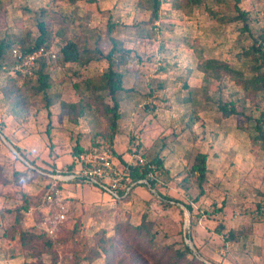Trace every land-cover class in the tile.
<instances>
[{
	"label": "rangeland",
	"instance_id": "1",
	"mask_svg": "<svg viewBox=\"0 0 264 264\" xmlns=\"http://www.w3.org/2000/svg\"><path fill=\"white\" fill-rule=\"evenodd\" d=\"M160 1L149 22L153 0H0V43L27 46L43 23L58 55L46 68L51 88L25 106L5 96L13 69H0V264H106L95 234L106 230L111 240L124 223L132 225L124 234L131 237L144 215L155 241L192 244L207 264H264V140L256 128L264 91L245 93L224 69L230 64L249 76L252 60L244 53L263 43L264 0ZM237 5L247 24L234 18ZM112 38L132 50L121 68L131 90L119 96L115 160L121 166L135 163V153L148 161L158 156L162 168L148 175L157 183L135 185L121 199L98 184L62 182L68 220L53 249L42 241L25 245L20 230L37 227L36 206L52 175L70 167L77 145L107 142L105 116L88 107L73 113L87 94L84 79L108 67ZM68 41L78 43L82 56L62 64ZM225 103L235 112L224 113ZM199 151L208 156L202 196L185 184Z\"/></svg>",
	"mask_w": 264,
	"mask_h": 264
},
{
	"label": "trees",
	"instance_id": "2",
	"mask_svg": "<svg viewBox=\"0 0 264 264\" xmlns=\"http://www.w3.org/2000/svg\"><path fill=\"white\" fill-rule=\"evenodd\" d=\"M182 5L193 4L199 5L203 0H179ZM241 0H237L239 3ZM236 2V3H237ZM161 1L153 0V11L149 22H154L158 17V12L160 8ZM238 14L235 19H242L246 24L248 20V14L243 11L237 5ZM40 33L35 37H28L29 42L27 46L23 43V46H19L22 49L32 50L33 48L39 47L41 45H47V31L43 23H39ZM115 24H111L113 28ZM144 28V27H143ZM149 33L148 29H145ZM148 36V35H147ZM260 39L263 43L257 45L256 42L251 45V48L245 50L244 55L252 60V64L249 66L248 72L249 76H245L243 71L234 69L230 64H226L224 69L228 70L233 76L237 84L244 90L245 93L251 95H257L259 92L264 91V31L259 33ZM257 40V39H256ZM112 48L106 54L108 60V67L102 74L94 75L84 79L85 91L81 98V101L76 103L75 114H82L87 107L91 110L96 111L97 114L106 117L105 125L107 131L103 132L104 138L107 142H96L89 148H81L78 145L74 150L75 159L82 153H85L92 149L94 146L108 145L110 146L112 152L118 155L114 149V140L118 134V120L121 118V98L120 94H124L130 91L131 88H126L124 85L125 72L121 69L128 64L129 54L132 51L129 48L119 47L116 40L112 38ZM16 47V46H13ZM8 49L4 43H0V69L9 70L13 69L17 60L12 55V48ZM18 47V46H17ZM49 47V46H48ZM87 50H92L93 48L87 47ZM82 56V49L78 43L74 41H68L60 49L61 63L65 64L68 62H76L80 60ZM52 58H41L39 60L38 67L32 76H22L16 72L12 73L7 79L6 85L3 87V92L5 96L10 97L16 101L17 105H27L29 98L33 95L39 93L47 92L51 88L50 75L46 71V68L54 60ZM11 70V69H10ZM18 94V97L15 95ZM50 103V99H48ZM228 103L223 104L220 108L223 109L224 113L232 114L235 112L233 106H228ZM263 122V124L261 123ZM264 118L259 119L256 124V128L259 132L260 138L264 140ZM208 156L206 152L199 151L196 153L194 162L188 170L187 177L185 178L186 185H192L198 190V195L202 196L206 193L205 184L207 181L208 173ZM148 163L154 164V169H151L148 164L141 165L137 161L130 165L129 180L127 181L130 185L135 183V185L146 184L144 182H139L140 180L147 179L152 188L156 185V180L148 177L150 171L162 168V160L157 156L153 161H148ZM123 163H126L123 161ZM72 162L70 167H73ZM36 169V168H35ZM22 171H15V175H23ZM48 186V185H47ZM123 196V199H127L132 190ZM48 187H46L42 196L39 198L37 203L38 207L42 203L43 196ZM124 189H120V194L123 195ZM188 209L193 214V207L188 204ZM36 219L37 224L40 221L42 212L38 211L36 208ZM142 222L136 225L134 233L131 237H125L124 234L132 227V225L118 223L116 228V235L110 240L107 231L101 230L95 234V244L96 249L102 248L103 253H105V258L108 262L106 264H149V261L155 264H207L204 260H201L189 247L185 244L183 247H176L173 244H160L155 241L152 234L150 233V224L146 221V215L143 216ZM63 226V225H62ZM61 226V227H62ZM15 227V225H14ZM21 241L23 244H30L31 241H42L48 250L53 249V241L58 237L47 235L45 232L41 231L38 226L35 229L20 230ZM60 232V231H59ZM229 235L231 238L236 239L237 235L233 230H229ZM189 238H192L190 235ZM56 261V260H55ZM57 262V261H56ZM25 264H45V263H25Z\"/></svg>",
	"mask_w": 264,
	"mask_h": 264
},
{
	"label": "built area",
	"instance_id": "3",
	"mask_svg": "<svg viewBox=\"0 0 264 264\" xmlns=\"http://www.w3.org/2000/svg\"><path fill=\"white\" fill-rule=\"evenodd\" d=\"M12 55L17 60L13 72L22 76L34 75L41 58L55 59L58 55L50 47L41 45L32 50L13 47ZM135 160L154 169V164L148 163L140 154H133ZM119 166L115 160V154L108 145L94 146L89 151L82 153L73 160V167L57 170L52 175L48 188L43 196L40 211L42 216L38 228L47 235L55 237L61 226L68 220L69 206L67 197L61 186L62 182L82 180L84 182L98 184L111 192L115 197L121 198L127 195L135 183L128 184L131 161H125ZM152 175V171L149 173ZM153 177V176H152ZM139 182L148 183L147 179ZM120 189H124L123 195Z\"/></svg>",
	"mask_w": 264,
	"mask_h": 264
},
{
	"label": "water",
	"instance_id": "4",
	"mask_svg": "<svg viewBox=\"0 0 264 264\" xmlns=\"http://www.w3.org/2000/svg\"><path fill=\"white\" fill-rule=\"evenodd\" d=\"M190 247H191V248L193 247L192 244L190 245Z\"/></svg>",
	"mask_w": 264,
	"mask_h": 264
}]
</instances>
